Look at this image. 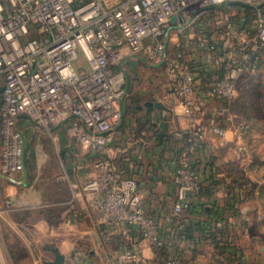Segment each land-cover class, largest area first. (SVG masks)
Masks as SVG:
<instances>
[{
  "label": "built area",
  "instance_id": "1",
  "mask_svg": "<svg viewBox=\"0 0 264 264\" xmlns=\"http://www.w3.org/2000/svg\"><path fill=\"white\" fill-rule=\"evenodd\" d=\"M232 3L253 7L251 22H234L224 11L216 37L207 35L204 21L217 6L237 5ZM198 28L210 48L209 62L197 61L193 52L189 59L176 50L168 54L172 33L186 37ZM145 49L157 65L164 64L167 89L188 120L171 172L175 199L159 215L146 210L136 179L124 176L111 158L112 130L122 120L127 93L121 63ZM193 56L197 64L221 68V77L213 76L202 89L190 65ZM263 59L264 0H0V178L23 180L21 116L47 130L67 125L69 141L94 154L96 172L78 185V195L92 203L105 224L130 228L118 262L143 264L134 248L140 240L153 250L186 242L184 220L204 185L193 156L206 133L225 135L214 116L203 119L204 104L221 100L224 105L215 111H223L238 79L252 77ZM173 218L177 223L166 227ZM183 256L171 253L162 264H182ZM0 264H6L1 250Z\"/></svg>",
  "mask_w": 264,
  "mask_h": 264
},
{
  "label": "rangeland",
  "instance_id": "2",
  "mask_svg": "<svg viewBox=\"0 0 264 264\" xmlns=\"http://www.w3.org/2000/svg\"><path fill=\"white\" fill-rule=\"evenodd\" d=\"M222 14L219 11L204 21L202 27L213 30H208L207 35L211 36L215 32ZM194 37L200 35L196 31L186 37L172 33L169 37L168 54L171 55L176 50L189 59L191 55L187 52L191 51L197 61L209 62L211 53L207 48H210L205 46L202 38L199 41ZM148 52V49L140 51L133 58L131 67L126 69L122 66L129 86L123 104V118L129 109V102L134 103L130 99L142 98L141 105L149 101H160V93L165 92L169 85L164 64L157 65L149 58ZM125 63L126 60H123V65ZM234 94L223 111H214L209 116L202 115L204 120L214 116L216 123L224 127L225 135L206 133L199 151L193 156V159L200 157V154L202 156V163L197 165L199 169H203L201 174L204 183L212 184L211 199L220 204L219 208L226 203L234 206V209L225 212L227 223L222 224L226 227L223 228L231 242L232 254L227 258L222 257L218 262L213 246L199 243L195 259L192 260L189 246L178 242L177 246L186 248L183 256L188 260L186 264H264V59L252 77L243 76L238 79ZM208 104L211 108L224 105L218 101ZM17 126L24 137L27 176L23 183H19L24 184L20 187L0 178V250L6 264H44L51 257L47 248L53 240L49 235L53 228L50 226L54 221L53 217L62 210L54 204L62 202L58 199H71L72 196L68 186L73 182L67 165L81 161L83 168H88L86 171L91 172L94 160L87 157V150L74 139L69 141L73 137L68 134L67 125L61 124L47 130L32 121L23 124L18 119ZM229 130L232 132H228ZM144 143L152 149L156 145L153 139L144 140ZM73 147L77 151L76 157L62 155ZM127 148L126 143L119 150L127 151ZM165 154L168 155L167 152ZM149 166L147 170L153 168L152 165ZM165 171L162 165L158 167L153 184L163 182L161 176L166 181L169 171ZM153 172L154 170V175ZM134 177L137 178L135 175L132 178ZM23 190H26L25 193ZM205 204V208L210 210V205L207 202ZM91 246L88 240L81 242L74 251L75 255H66V264H72L74 257L81 264L93 263L88 254L93 250Z\"/></svg>",
  "mask_w": 264,
  "mask_h": 264
},
{
  "label": "crops",
  "instance_id": "3",
  "mask_svg": "<svg viewBox=\"0 0 264 264\" xmlns=\"http://www.w3.org/2000/svg\"><path fill=\"white\" fill-rule=\"evenodd\" d=\"M125 60V65H123L122 62L121 66L127 69L131 67L133 58L129 57ZM126 86L128 91L129 86L127 84ZM160 96L162 99L160 101L157 100V102L161 103L164 108L152 107L149 110H146L143 108V105H141L142 98L130 99V101L134 103L131 104L129 102V109L125 112L127 117H122L120 124L112 130L114 142L111 150L112 161L122 171L123 175L128 177H133L135 175L137 177L134 178L143 196L144 206L148 212H152L156 215H159V213L163 214L169 210L175 199V190L171 182V172L175 166L178 150L184 147L183 134L188 127L187 117L183 113L181 105L173 102L171 91L166 87L165 92L160 93ZM208 103L206 102V104H204V112L202 110V114L207 116L212 115V112L215 111V108H211V105ZM162 121L167 123L168 128L162 139L159 140V124ZM228 132L231 133L232 131L229 130ZM142 139H153L156 145L153 149L149 148ZM174 140L178 143H175ZM118 142H121V144L119 145ZM126 143L128 144L127 151L125 149L119 150V147L124 148ZM166 152L168 155L165 154ZM63 153L62 155H69L70 157L73 155L76 157L77 155V151L74 147L67 153ZM86 153H88L86 155H88L87 157L89 159H94V154L92 152L87 150ZM155 160L157 162H155ZM148 164L152 165L153 168L147 170L149 169ZM68 165H70V168H67L68 174L71 176L73 182L69 184L68 188L72 196L71 199H58L62 202L54 204V206L62 210L56 213L55 217H53V223L51 222L52 225L50 227L53 228L50 230L49 235L53 240L47 246L51 254V257L47 261L53 260V249H57L60 253L65 255L63 264H66L68 259L66 255L70 254L72 256L74 251L77 250L78 245L84 240H88L92 244L91 247L93 249L88 252L89 258L93 259V263L91 264H121L118 262V258L122 253L121 242L124 239V233L128 232L130 228L121 224L116 226L105 224L102 215L96 210L92 203L78 195V185L89 177L94 176L96 172L95 167H91V172H89L86 171L88 168H83L81 161H76ZM161 165L163 166V170H166L165 172L169 171L166 176V181L164 177L161 176L163 182H160L159 185L153 184V181L156 179L158 167L160 168ZM153 170L154 175L152 174ZM21 179L22 176H18L13 183H16V186H18L22 181ZM23 185L24 184H21L19 187ZM25 191L26 190H23V193H25ZM52 214H55V212H52ZM190 219L197 221L198 218L197 216H192ZM194 230L195 235L199 236L197 227H195ZM169 240L171 241L170 238ZM201 242L203 241H200V243ZM134 248L141 256L143 264L145 262L148 264H157L155 261L156 254L145 240H140ZM176 248V244L173 243L168 246L172 254L176 252ZM72 261V264L80 263L76 257L72 258Z\"/></svg>",
  "mask_w": 264,
  "mask_h": 264
},
{
  "label": "trees",
  "instance_id": "4",
  "mask_svg": "<svg viewBox=\"0 0 264 264\" xmlns=\"http://www.w3.org/2000/svg\"><path fill=\"white\" fill-rule=\"evenodd\" d=\"M217 12L222 11V12H227L230 13L231 19L234 22H244V23H250L251 20L254 18L256 10L253 7L249 6H238V5H231V6H217V9H214ZM196 33L200 35V37L204 40L205 39V33L202 32L201 28L196 29ZM197 38V37H194ZM199 40V39H198ZM200 41V40H199ZM191 55V51L187 52ZM194 56L192 59V62L190 65L192 66V69L194 72L198 74V78L200 79V83L202 86V89L205 88L211 81L212 77L215 76L217 78H220L222 75V69H209L206 64L201 65L197 64V62H194ZM263 60H261L262 62ZM260 62V63H261ZM260 65V64H259ZM218 101L219 103L224 104L221 100H215ZM19 121H23V124H27L30 122V118L26 115H23L19 118ZM187 136L186 133L183 134V137L185 138ZM168 139H173V138H168ZM184 140V139H183ZM175 143H178L176 140H174ZM164 144V143H162ZM200 149V148H199ZM182 151V149L178 150V154ZM199 151V150H198ZM202 156L200 154V157L194 158L195 164L202 163L203 160ZM200 172L203 174V169L200 168ZM215 184V183H214ZM212 184L208 183L203 185L201 192L198 196V198L192 202L189 210L187 211V216L185 221V237H186V245L189 246V249L192 251V260L195 259V253H197V247L200 245V241L202 243H208L211 244L214 248V256L215 259H218L217 261L219 262L222 257L229 256L232 254L230 249L231 247V242L228 239V235L225 233L226 227L222 225L223 223H227V216L225 212L229 209H234V206L232 204L229 205V203L224 206H220L216 200L211 199L212 194ZM210 201V202H208ZM205 202L210 205V210H207ZM192 216H197V221L191 220L190 218ZM207 217V218H205ZM205 218V219H204ZM177 223V219L173 218L172 222L167 225L166 227L174 226ZM198 227L199 230V236L195 235V230L194 228ZM225 227V228H223ZM170 238H173L174 235L170 234ZM186 250L185 247L182 248H176V252L178 255L182 256L184 255V251ZM154 253L156 254V259L155 261L157 264H162V260L165 258H168L171 253L168 249L167 246H164L162 248H159L157 250H153ZM184 263H188V260H182Z\"/></svg>",
  "mask_w": 264,
  "mask_h": 264
},
{
  "label": "water",
  "instance_id": "5",
  "mask_svg": "<svg viewBox=\"0 0 264 264\" xmlns=\"http://www.w3.org/2000/svg\"><path fill=\"white\" fill-rule=\"evenodd\" d=\"M232 4L245 6V4H243V3H232ZM173 20H174V18H172V21ZM1 91H2V87L0 86V92ZM152 107L164 108V106H162L161 103H159L157 101H155V102L149 101V102L144 103V105H143V108H145L146 110L147 109L149 110ZM159 127H160V131L158 133V139L161 140L162 137L164 136L168 126H167L166 122L162 121V122H160ZM67 168L69 169L70 165H68ZM26 176H27V173H26V169L24 168V170H23V180L21 181V183L24 182V180L26 179ZM10 181H14V180H10ZM53 252H54L53 260L44 261V264H63V262L65 261V255L60 253L57 249H53Z\"/></svg>",
  "mask_w": 264,
  "mask_h": 264
}]
</instances>
